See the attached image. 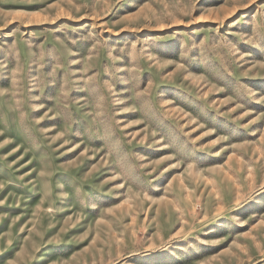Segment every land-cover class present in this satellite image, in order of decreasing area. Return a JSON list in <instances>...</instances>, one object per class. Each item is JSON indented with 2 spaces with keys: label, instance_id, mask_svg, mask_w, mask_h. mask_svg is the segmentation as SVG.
<instances>
[{
  "label": "rangeland",
  "instance_id": "rangeland-1",
  "mask_svg": "<svg viewBox=\"0 0 264 264\" xmlns=\"http://www.w3.org/2000/svg\"><path fill=\"white\" fill-rule=\"evenodd\" d=\"M0 264H264V0H0Z\"/></svg>",
  "mask_w": 264,
  "mask_h": 264
}]
</instances>
